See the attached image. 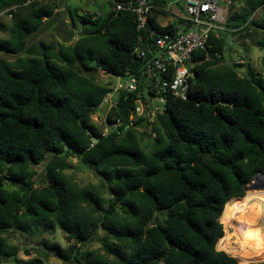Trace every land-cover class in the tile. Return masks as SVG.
I'll return each mask as SVG.
<instances>
[{"label": "trees", "instance_id": "obj_1", "mask_svg": "<svg viewBox=\"0 0 264 264\" xmlns=\"http://www.w3.org/2000/svg\"><path fill=\"white\" fill-rule=\"evenodd\" d=\"M66 1L0 0V15L11 18L9 27L0 22V33L9 34L0 37V52L17 56L0 58V264H46L49 253L21 261L2 237L56 230L68 247L55 246L52 254L66 264H238L216 244L226 205L264 175L263 76L248 63L243 76L237 73L243 66L222 64L226 34H212L206 50L197 52L210 60L194 66L189 99L167 95L153 119L167 141L146 134L151 119L144 127L147 154L136 136L142 119L130 126L133 94H117L106 115L109 124L121 121V135H104L90 120L113 85L110 77L98 82L99 71L121 76L128 69L143 91V63L133 54L141 36L135 16L110 10L93 20L96 14L74 12L66 40L29 44L55 23L60 14L54 10ZM122 1L107 3L112 8ZM262 4L232 0L223 27L261 49L264 70V20L252 18ZM77 23L95 28L80 31ZM72 155L106 184L112 197L106 210L90 189L63 174ZM41 165L38 185L35 168ZM252 197L264 201L261 192L242 201ZM95 241L103 254L82 252Z\"/></svg>", "mask_w": 264, "mask_h": 264}, {"label": "built area", "instance_id": "obj_2", "mask_svg": "<svg viewBox=\"0 0 264 264\" xmlns=\"http://www.w3.org/2000/svg\"><path fill=\"white\" fill-rule=\"evenodd\" d=\"M231 5L232 0H125L114 3L112 12H127L135 16V28L141 36L133 54L142 61L145 76L143 91H140L139 78L127 69L124 75L116 76L104 102L109 101L113 93L133 94L132 126L140 119L149 121L156 113L162 112L163 107H153L152 100L164 104L166 96L171 95L187 101L190 81L194 78V66L210 60L208 55L203 60L198 59L197 52L206 50L212 34L217 36L220 32H228L223 24ZM263 10L264 4L252 18ZM100 16L101 13H97L92 19ZM170 26V30H158V27L169 29ZM107 76L112 81L113 76ZM106 115L101 116L104 135L121 126L120 120L107 123ZM118 134L122 132L118 130ZM223 251L229 254L227 250ZM232 257L250 263L249 259L240 255Z\"/></svg>", "mask_w": 264, "mask_h": 264}, {"label": "rangeland", "instance_id": "obj_3", "mask_svg": "<svg viewBox=\"0 0 264 264\" xmlns=\"http://www.w3.org/2000/svg\"><path fill=\"white\" fill-rule=\"evenodd\" d=\"M241 5L238 4L236 6V9L240 8ZM111 8H109L107 0H68L66 2H63L60 4L59 8L57 10H54V14L58 13L60 14V17L57 18L55 23L51 26H44L35 37L30 41L29 44L36 45L39 41H43L46 43H49L50 41H57V42H63L67 39L68 33L72 31V27L70 26V20H71V14L74 12H78L80 15H84L86 13L90 14H106L109 12ZM228 15V13H227ZM226 15V16H227ZM255 20L262 21L264 20V13L262 11L258 12V14L255 15ZM0 22L5 24L6 26L11 25V18L7 14L0 15ZM78 30H92L95 28L92 24H86L82 25L80 23H77ZM77 33V31H75ZM226 39V45L223 51V58L224 62L222 64L227 66H233V65H240L243 66L239 69H237V73L239 76H243L245 74V66L248 63L254 72L260 74L264 78V70L261 66V58L263 56V52L258 47H255L252 45V42L248 37H245L244 39L240 40L238 38V35H231L229 32H223ZM8 32H1L0 37L6 38L8 37ZM75 41V38L68 41L66 44L73 43ZM244 43V46L242 44ZM17 56L12 54H7L0 52V58H4L7 60H13ZM108 76L104 74L103 72L99 71L97 73V80L98 82L106 83L108 81ZM117 98V93H113L110 97V103H114ZM151 104L153 107H159L160 109L163 107V104L159 100H152ZM101 112H95L90 116L91 122L95 123L99 127L104 129L103 124L101 123ZM154 119V118H153ZM153 119H151V125L147 127L145 130L146 134L153 132L158 133L163 141H167L161 127L158 123H156ZM142 121L138 122V124H141ZM137 124V125H138ZM136 125V136L138 137L139 144L141 149L149 154L151 151L150 146V139L142 133L144 131L143 129H138ZM155 136V135H153ZM66 163L68 164L69 168L66 170H63V174L69 178L73 183H75L80 188H88L90 189L99 199L101 202V208L102 210H106L108 208L109 202L112 200L111 195L108 193V188L106 184L102 181V179L97 176L94 172L89 170L87 167L82 165L79 160L72 156L67 157ZM36 176L34 177V180L36 184L40 185L42 182V176L44 174V167L38 166L35 168ZM6 189L11 190L9 186H5ZM262 193V190H250L245 192V196L238 200H244L245 197L248 194L253 193ZM255 201H258L255 199ZM260 206L262 209V214L253 220L252 217L254 214L246 212L242 217V226L248 227L251 232H257L262 233V238L264 240V203L260 202ZM250 222V223H249ZM222 224V223H221ZM239 223L235 224L234 226L227 230L229 231L230 235H233L232 240L238 239L235 234L237 232V227ZM237 226V227H236ZM225 231V232H224ZM226 230L223 227V236L225 235ZM222 236V237H223ZM256 233H249L244 241L253 249H255V245H253L250 242L251 237H256ZM221 237V238H222ZM8 248H14L17 250V258L21 261H27L28 259L35 258V257H43V253L47 252L49 253V257L46 260V264H66L63 262L60 258L54 256L52 254V251H54L55 246L60 247L63 250H66L68 247V244L66 243L64 239V235L59 231L56 230L51 234L47 233H41V232H34L32 234L25 233V232H12L8 234H4L2 237ZM220 238V239H221ZM219 241L216 244V249L219 251H223L225 249L220 248ZM236 241V240H235ZM231 243V242H230ZM230 248L233 250H239V247L237 244H230ZM249 251V250H248ZM82 252H91V253H98L103 254L102 246L97 241L87 245L82 249ZM224 252V251H223ZM232 256V255H230ZM237 256V255H236ZM243 257V256H242ZM237 260V259H236ZM249 262H258V261H264V255L258 258L249 259ZM239 264H247L244 262H241L240 260H237Z\"/></svg>", "mask_w": 264, "mask_h": 264}, {"label": "bare ground", "instance_id": "obj_4", "mask_svg": "<svg viewBox=\"0 0 264 264\" xmlns=\"http://www.w3.org/2000/svg\"><path fill=\"white\" fill-rule=\"evenodd\" d=\"M255 199L264 203V201L262 199H260L258 197H252L246 201L234 199L226 205L224 216L222 218V223H223V226L226 230V233L220 239L219 246H220V248L227 250V252H229V254L240 255V256L245 257L246 259H253V258H258V257L262 258V256L264 255V240H263L262 235H261L262 233L251 232L249 229H247L248 227L242 226V221H241V216L245 217L243 215L246 212H248V215H249V213L254 214L252 217L253 220L255 218L257 220L258 217L262 214L260 203L258 201H255ZM234 223L235 224L239 223L238 227L236 226L238 229H237V232L235 234V236L238 239H235L236 241L235 240L231 241L233 235H230L229 231H227V230L231 229L234 226ZM249 233H256L257 234L256 237L250 238V242L253 245H255V249L251 248L244 241L245 237ZM230 244H237L239 247V250L231 249Z\"/></svg>", "mask_w": 264, "mask_h": 264}, {"label": "water", "instance_id": "obj_5", "mask_svg": "<svg viewBox=\"0 0 264 264\" xmlns=\"http://www.w3.org/2000/svg\"><path fill=\"white\" fill-rule=\"evenodd\" d=\"M109 75H111V76H113V78H112V82H115L116 81V75H114V74H109ZM109 107H110V101H106V102H104L101 106H100V112H101V114L102 115H106L107 114V111H108V109H109ZM89 113H87L86 115H88ZM84 118H85V116H83V117H81L80 118V120H79V126L81 127V128H83L84 127ZM148 124V120L147 119H144L143 121H142V123L141 124H138L137 125V128L138 129H143L146 125ZM86 130V133L88 134V135H92V133H91V131L90 130H88V129H85ZM111 132V131H110ZM92 143L93 144H95V143H97L98 142V139L96 138V137H94V136H92ZM197 163H199V160L197 161ZM249 185V187L248 188H246L245 189V192L246 191H250V190H262V191H264V175H257V176H255L251 181H250V183L248 184ZM219 251V250H218ZM229 255V254H228ZM230 256V255H229ZM232 257V256H231ZM258 262H260V261H258ZM263 262V261H262ZM250 263H257V262H250Z\"/></svg>", "mask_w": 264, "mask_h": 264}, {"label": "crops", "instance_id": "obj_6", "mask_svg": "<svg viewBox=\"0 0 264 264\" xmlns=\"http://www.w3.org/2000/svg\"><path fill=\"white\" fill-rule=\"evenodd\" d=\"M110 106H111V104H110ZM262 210V209H261ZM262 262V261H261Z\"/></svg>", "mask_w": 264, "mask_h": 264}]
</instances>
